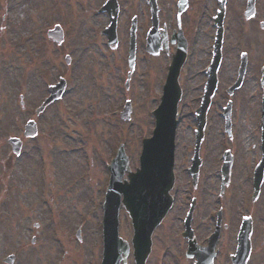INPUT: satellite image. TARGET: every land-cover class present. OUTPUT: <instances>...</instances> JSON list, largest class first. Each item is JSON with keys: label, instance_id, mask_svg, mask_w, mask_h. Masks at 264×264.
<instances>
[{"label": "rangeland", "instance_id": "obj_1", "mask_svg": "<svg viewBox=\"0 0 264 264\" xmlns=\"http://www.w3.org/2000/svg\"><path fill=\"white\" fill-rule=\"evenodd\" d=\"M45 1L8 0L7 15L3 19V14H0V136L4 134L5 128L11 125L6 124L2 128L1 123L14 122L12 113H21L25 117L36 103V99L45 94L49 83L58 80L60 76L67 80L66 94L58 104L47 110L40 127L41 131H47V124L52 123L59 131H64L60 135L55 129L49 130L55 138L56 131L60 137L59 143L62 144L61 155L55 156V159L61 160L59 168L63 171V177L60 196H66L67 202L65 214L70 229L68 264H99L102 215L99 208L102 191L108 181V158L113 156L117 145L123 143L131 169L138 166L141 140L149 136L153 128L150 111L159 102L158 94L166 65L174 49L169 46L166 53L161 50L154 58H150L142 53V47L139 48L136 67L126 89L124 83L128 68L123 45L126 39L123 22L118 29L122 42L114 49L100 45L104 39L92 29L93 25L98 26L104 19L101 16H92L90 9L96 8L103 0ZM203 1L205 0H188L189 10L181 16L182 29L187 36L189 48L180 78L183 99L179 104V124L176 132L175 184L171 192L174 205L152 236V251L147 264H179L177 231L181 224L178 217L191 199L194 198L195 201L197 223L203 226L209 224L206 217L211 207L221 201L216 199L215 192L208 187V183L207 189L198 187L194 190L190 186V176L187 172L193 142L192 130L195 126L193 110L201 92V71L207 61L205 20L202 22V32L197 44H193L194 40L189 36L191 18L194 15L191 8L199 6V11L202 12L207 4V0L205 3H202ZM136 2L139 7L143 6L140 0ZM130 4L133 5L132 2ZM158 5L160 27L165 26L167 31L175 29L176 0H158ZM127 17L129 14L125 12L123 19L127 20ZM56 22L65 30V42L60 46L50 43L45 33H42L43 28ZM64 55L71 57L68 65L64 63ZM21 87L25 93L23 108L16 96ZM215 99L217 101L220 98ZM125 100L131 102L129 120H121L118 115H114L116 110L120 111ZM235 110L238 111V107ZM219 114L218 108L213 107L208 117L211 122L221 123ZM235 114L238 126L234 136H239L240 129L243 130L247 124L248 114L234 112ZM58 121H64L65 125H57ZM65 135L69 137L65 138ZM214 138H220L217 132ZM7 151L8 148L0 141V160ZM19 164L24 171L39 167V164L34 163L29 166L26 160L20 161ZM49 165L52 168L51 163ZM203 169L206 177L210 176L209 182L212 183V174L207 175L210 167L203 165ZM53 179L56 182V176ZM238 180L239 178H236V181ZM19 181L24 188L27 187V178L23 173L19 174ZM223 201L236 202L237 198L234 194H225ZM17 209L23 211L22 205ZM26 228H30V224ZM77 229H81L80 240L74 237ZM21 230L23 231V228ZM119 235L128 242L132 236L130 219L124 210H121L119 215ZM38 244L44 246L42 241H38ZM228 244L229 247L224 250L232 248L230 240ZM224 250L222 251L227 254ZM42 255L48 258L51 253L38 248L36 256ZM35 257L28 264H37ZM24 260L26 262L27 257L24 256ZM181 263L189 264L188 261ZM127 264H133L131 257Z\"/></svg>", "mask_w": 264, "mask_h": 264}, {"label": "flooded vegetation", "instance_id": "obj_2", "mask_svg": "<svg viewBox=\"0 0 264 264\" xmlns=\"http://www.w3.org/2000/svg\"><path fill=\"white\" fill-rule=\"evenodd\" d=\"M140 2L142 7L137 5L136 0H117V44L114 48L122 42L118 31L121 22L126 36L131 21L134 20L136 57L139 48L144 47L150 26L149 5L144 0ZM219 5L224 8L220 16L217 15ZM246 5L247 0H224L223 4H219V0H207L205 11H199V6L191 8L194 14L191 18V29L194 27L193 44H197L202 32L201 25L195 35L196 24L204 16L208 64L219 51L217 82L209 113L213 107L218 108L221 123L211 122L207 116L204 139L199 148V176L194 190L198 187L207 189L208 183V187L216 192L221 201L211 207L207 226L197 223L195 207L190 222L192 235L201 247L215 245L216 254L212 264H233L232 256L236 251V241L242 224L249 226L250 250L245 264H264V0H254V11L251 13L246 11ZM112 11L111 6L105 5L104 11L99 13L104 19L97 26L96 32L100 38H105L104 29L109 23ZM125 12L129 14L128 21L123 19ZM158 22L160 24V18ZM100 45L107 47L105 41ZM123 45L127 48V39ZM47 87L45 94L36 99L25 117L15 112L14 115L12 113L14 122L1 123L2 128L6 124L11 125L0 136V141L8 148L0 160V264H28L38 254V248L51 255L48 258L45 255L36 256L37 264H68L70 232L65 214L67 202L66 196H60L63 177V171L59 168L61 160L55 159V156L61 155L62 150L58 134L62 135L64 131H59L52 123L47 124V131H41L40 122L54 103L37 113L38 107L48 94ZM16 96L22 107L25 96L22 87L17 90ZM216 97L220 99L216 101ZM236 107L238 111L235 110ZM227 112L228 117L224 116ZM234 112L248 114L247 124L243 130L240 129L239 136H234L238 126ZM29 119H33L36 126L33 138L23 136V128ZM56 124L65 125L64 121ZM50 129L58 132L57 134L55 131L56 138L49 132ZM216 132L220 138H214ZM66 137L69 135H65ZM12 138L18 139L20 143L18 154H14L8 143ZM41 142L45 144L42 145ZM22 160H26L29 166L34 163L39 164V167L24 171L19 164ZM203 165L210 167L207 175L212 174V183L209 182L210 176L206 177ZM20 173L27 178L26 188L19 181ZM55 176L56 182L53 179ZM236 178L239 180L236 181ZM225 194H234L237 201H223ZM19 205H22L23 211L17 209ZM180 222L177 252L182 248L187 249V238L182 236L184 223ZM28 224L30 228H26ZM204 232L206 233L199 236ZM229 240L233 244L232 248L224 250L229 247ZM38 241L44 242V246L38 244ZM200 250L194 247L190 252L191 257L183 259L182 262L205 264L206 261L197 258L196 252ZM24 256L27 257L26 262Z\"/></svg>", "mask_w": 264, "mask_h": 264}, {"label": "water", "instance_id": "obj_3", "mask_svg": "<svg viewBox=\"0 0 264 264\" xmlns=\"http://www.w3.org/2000/svg\"><path fill=\"white\" fill-rule=\"evenodd\" d=\"M185 7V0H180L179 10ZM53 38L59 42L61 33L53 31ZM164 39V35H161ZM154 40L150 38L148 50L156 53L159 44L154 47ZM186 55L185 44L179 41L176 54L169 67L166 83L160 104L153 112L155 129L152 137L142 141V151L139 157V167L135 173L131 172L128 159L122 147L119 148L115 159L109 166L110 180L103 205V260L102 264H119L121 254L128 255V245L117 234L118 213L120 205L124 207L131 218L134 235L135 264H145L151 246V234L160 223L172 204L168 192L173 186V157L174 138L177 121V104L181 97L178 85V75ZM63 88V83L52 93L50 100L56 98ZM210 93L202 97V104L198 110V127L201 132L204 124L205 110ZM129 107L121 117H127ZM30 134L31 128L27 129ZM127 179H123L124 173ZM122 196V201L120 200ZM125 262V261H124Z\"/></svg>", "mask_w": 264, "mask_h": 264}]
</instances>
